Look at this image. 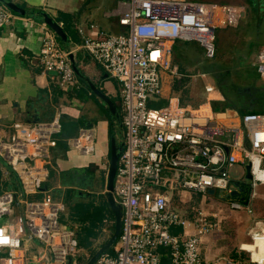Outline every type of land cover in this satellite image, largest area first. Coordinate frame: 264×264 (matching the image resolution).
<instances>
[{"label": "built area", "instance_id": "2783aa9c", "mask_svg": "<svg viewBox=\"0 0 264 264\" xmlns=\"http://www.w3.org/2000/svg\"><path fill=\"white\" fill-rule=\"evenodd\" d=\"M122 31H100L87 35L78 29L80 47L120 85L124 146L114 179V196L122 208V227L113 252H104L95 264H209L199 249L201 235L213 228L206 214L194 221L197 233L175 232L190 223L172 202L173 192L215 194L228 199L231 208L247 209L258 185H264V111L241 114L231 108L215 109L223 101L213 84L204 87L205 100L183 105L178 96L151 106L163 94V74L180 78L173 66L174 45L196 41L208 58L216 55L217 30L228 19L240 17L235 8L204 0H119L115 10ZM15 14L0 4V30L12 23ZM235 24V23H234ZM38 62L42 71L61 90L79 88L69 59L70 51L55 33L43 25ZM254 66L264 80V46ZM18 128L10 140H0V157L18 176L24 193H36L47 179L46 163L62 130L59 117ZM82 155L96 152L94 126H84L69 139ZM44 163V164H42ZM250 165L252 178L236 182L231 168ZM49 167V166H48ZM107 176L109 163L103 162ZM245 183L248 197L237 190ZM12 202L24 205L23 218L30 238L41 240L47 255L37 260L47 264H76V233L61 221L65 205L47 196L41 200L19 199L14 193L0 196V218L10 214ZM10 264H28L22 238L12 224L0 225V253ZM36 257V256H35ZM226 264H234L226 260Z\"/></svg>", "mask_w": 264, "mask_h": 264}, {"label": "crops", "instance_id": "0c3cea01", "mask_svg": "<svg viewBox=\"0 0 264 264\" xmlns=\"http://www.w3.org/2000/svg\"><path fill=\"white\" fill-rule=\"evenodd\" d=\"M12 1L29 10L44 11L54 18L60 12L71 14L75 28L83 29L87 35L98 34L100 31L118 34L122 31L115 15L119 0ZM211 2L226 4V2ZM241 8L240 20L238 24L234 25L239 28V41L243 38L250 45L254 41L253 39H257L260 44L259 48L256 49L257 53L254 54L252 51H250L251 53H242V62L254 66L256 57L264 46V0H245ZM43 25L46 24L40 20L16 13L12 23L0 30V140L13 139L18 133L16 124L24 127L25 124H35V122L31 123L32 121L42 122L57 117L61 119L62 114L74 118L81 116L83 106L79 102H74L75 105H66L63 102L56 105L53 101L58 86L42 71L38 62ZM71 44L76 62L82 72L112 100L115 97L120 98L119 83L94 61L87 50L80 47L81 43ZM186 45L188 44L182 41L174 45V48L177 47L179 54L181 53L186 61L182 62L178 57L179 54H175L174 50L173 66L181 74V77L163 74V94L160 97L163 101L162 104L166 103L169 97L178 96L183 105L197 106L205 100L204 87L206 84H213L218 87L214 74L211 70H207V65L196 63L197 71H193L194 63L187 60L189 56ZM77 78L78 81L81 80L79 77ZM81 81L87 85L85 81ZM77 100L80 101V99ZM94 127L97 138L96 152L91 155H82L71 148L69 143L67 150H62L57 145L54 146L51 149L50 162L42 163L45 168H49L47 179L42 184V187L46 189L36 193H25L24 198L21 197L16 174L0 157V178L2 181L0 196L10 191L18 196V200H41L50 196L53 199L58 198L57 200L65 205L64 201L66 199L69 201V196L71 200L77 202L78 198L80 199L83 195L89 194L88 196L91 197L92 192H97V195L102 196L100 203L107 201L105 195L107 176L102 167L103 162L108 161L109 163V122L106 119H99L95 121ZM93 166L94 169L92 170ZM92 177L97 181L94 182L97 187H91L89 180L93 179ZM54 194L58 195L57 198H54ZM257 200L264 201V185H258L251 195L249 204L250 207L252 205V211L242 209L244 212L235 214V222L231 226L234 230L229 235L224 234L225 240L217 238L212 233L218 224V220L215 219L217 213L211 214L208 211H200L206 214L208 222L213 226L212 229L201 235L199 244L201 256L209 264H226V260H232L234 264H264V218L257 219L256 215L259 213L253 214ZM65 208L60 221L64 226H70L76 233L78 250L82 251L96 243L100 247L109 238L114 219L111 218V214L108 215L105 212V225L94 237L90 238L91 243L89 245H80L83 233H85L84 219L75 220V216H72V207L67 210ZM10 211V214L0 218V225L12 224L22 238L23 246L26 249L23 255L29 258L28 264H40L37 256L40 254L47 255V252L41 240L29 237L23 222L24 205L12 202ZM179 213L190 225L185 229L179 226L175 231L178 233L186 231L188 234L197 233V228L194 225L197 218H192V215L187 218L188 212L186 211L187 214H184L183 211H179ZM73 222L81 226L84 232L82 233V230L78 229L79 226L77 227ZM105 235L108 237L105 238ZM71 262H76L74 257ZM0 264H10L5 251L0 253Z\"/></svg>", "mask_w": 264, "mask_h": 264}, {"label": "trees", "instance_id": "16d2710c", "mask_svg": "<svg viewBox=\"0 0 264 264\" xmlns=\"http://www.w3.org/2000/svg\"><path fill=\"white\" fill-rule=\"evenodd\" d=\"M207 1L221 2L220 0H207ZM55 19L58 22L62 23V26L64 27L65 31L68 33V36L70 37L71 43H75V44L81 43V36L78 32V29H76L74 26V22L72 20L71 14L60 12L55 17ZM231 27H232L231 33L239 35L240 33V32L238 33L239 28L237 26H231ZM233 43L234 42L229 41L228 43L229 47ZM250 51H252L251 44L248 45V43L245 42L244 39L242 38L238 42V47L232 52L233 58L231 59V61L230 60L226 61L221 59L222 58L221 55L224 53V51L219 50V46H218L216 56L212 60H210V62L207 64L206 66L207 70H211L213 72L218 87L224 96L223 101L215 102L213 104L215 109L234 108L241 114L264 111V88H262L261 85L257 84L259 75L256 71V68L250 63L243 64L242 62V58H243L242 53L244 52L251 53ZM79 82H80L79 88H72L64 91L58 87L55 90V95L53 97L54 103L56 105H60V103L63 102V104L71 105L73 104L74 100L81 99L83 96L84 98L92 99L94 100L95 103H97V105L99 106L97 107L99 116L95 118L92 117L91 119H89L87 117V114H83L79 118H74L62 114L60 119L62 124V130L60 134L57 136V146L62 150L68 149L69 139L76 136L78 134L79 129L81 127H84L86 122L90 120L97 121L99 119H106L109 122V133L110 134L115 133L117 130L115 118L110 117V113L107 106L103 102L99 101V99L94 95V93L90 91V88L85 83H83L81 80H79ZM113 101L122 115L120 98L115 97L113 98ZM162 103L163 101L159 98L158 99L152 98L150 101L151 106H159L162 105ZM1 183L2 181L0 178V186ZM240 185L245 186L246 184L242 182L240 183ZM247 191L248 190L246 189L243 193V195H245L246 198L248 197ZM54 196H55L54 198H57L58 195L54 194ZM237 197H239V195H231V198L233 199ZM68 198L70 199V196ZM64 202H66L67 204L68 202L67 199ZM103 204H104V208L106 209L105 211L108 213V215L111 214V218L114 219L112 211L109 208L108 202L105 200ZM173 207L176 210L180 211V209L176 207L175 204L173 205ZM259 208L260 209H258V207L256 209L255 208L253 209V214L259 213L256 215L257 219L264 218V206ZM72 210H73V216H75L74 217L75 220L76 219L83 220L80 219L76 211L74 212V207L72 208ZM90 243H91L90 241L86 242L85 239L82 238V242H80V245L87 246ZM109 252H113V249H110ZM76 262L78 263V261Z\"/></svg>", "mask_w": 264, "mask_h": 264}, {"label": "rangeland", "instance_id": "374dc122", "mask_svg": "<svg viewBox=\"0 0 264 264\" xmlns=\"http://www.w3.org/2000/svg\"><path fill=\"white\" fill-rule=\"evenodd\" d=\"M220 1L226 2V4H223V5L230 7V8H235L238 10V12L241 13V9H242L241 7H242V4H244L245 0H220ZM239 20H240V17L237 18V20L228 19L226 24L217 30L216 47H217V50L219 46V50L224 51V53L221 55L222 56L221 59L223 60L231 61V59L233 58L232 52L238 47V43L237 44L233 43L230 46L231 47L230 48L228 43L231 40L233 42L239 41L238 35L231 33L232 31L231 26L238 24ZM253 40L254 41L251 43V47H252V53L255 54L257 53L256 49L259 48L260 44L258 43L259 40L257 39H253ZM185 43L188 44L186 45V48H188L187 50H188V56H189V59L187 60L190 63H194V67L192 68L194 72L197 71L196 63L203 64L205 66L210 62V60H212L206 57L203 48L198 42L186 41ZM174 50H175V54H179L177 47L173 49V54H174ZM178 57L182 62L186 61L183 58V55L181 53L179 54ZM258 81L259 83L257 84L261 85V87L264 88V80H262L259 77ZM108 90L109 88L107 89V91ZM193 93H194V90H193ZM74 102H77V103L79 102L80 105L83 106L81 115L87 114V117L89 119H91L92 117L95 118L99 116V112L97 111V107L99 106L97 105V103L94 102V100L89 99V98H84L82 96L80 101L74 100L73 105L76 104V103L74 104ZM91 169L93 170L94 166ZM230 173H231L232 178H234L236 182H240L243 179L246 180L245 179V167L243 165H237L231 168ZM103 180L105 181L104 178ZM88 195H83V197H81L80 199L78 198L77 202L71 199H69L67 204L65 202V207H66L65 210L69 209L70 207L72 208L74 207V212L76 211L80 219H84L83 222H85V225H84L85 233H83L84 231L82 230L81 226H79L78 224H75V222L73 223L77 227L79 226L78 229L80 231L82 230L81 232L83 233V239H85L86 242L89 241L91 237H94L99 232L101 227L105 225L106 223L105 222V218H106L105 210L106 209L104 208V204L100 203L102 196L97 195V192H92L91 197ZM172 202L175 204L176 207L180 209L181 212L183 211L184 214H185V211L188 212L187 218L191 217V215H192V218H198L200 211H208L211 214L217 213V218L215 219L218 220L217 221L218 224L212 233L215 234L217 238L219 239L223 238L224 240L226 239V236L223 237L224 234L229 235L234 230V228L231 226H232V223L235 222V214L237 212L239 213L244 212L242 209L231 208L228 199H224L222 195L218 196L217 194H209V193L203 194V193H196V192H190V191L178 192L177 190H175L173 192ZM262 206H264V201L257 200L256 208L258 207V209H260L259 207H262ZM107 237L108 236L105 235V238ZM98 247L99 246L96 243L95 245L91 244L89 248L84 249L82 251L78 250L74 256L75 261H78L77 264H86L89 257L98 249Z\"/></svg>", "mask_w": 264, "mask_h": 264}, {"label": "water", "instance_id": "95a60500", "mask_svg": "<svg viewBox=\"0 0 264 264\" xmlns=\"http://www.w3.org/2000/svg\"><path fill=\"white\" fill-rule=\"evenodd\" d=\"M0 4L9 9L10 11L23 15V16H30L34 19L40 20L44 22L57 36V38L60 40V44L62 47L70 51L69 53V59L71 61V64L73 66L74 72L77 77H79L81 80L85 81L87 85L89 86L92 93L95 94V96L100 100V102H103L110 113L111 118H115V123L117 125V130L115 133L110 134V152H109V168H108V174L106 178V185H105V195L106 199L109 205V208L112 211V214L114 216V225L111 228L110 236L109 238L98 247V249L89 257L86 264H95L97 258L104 252L109 251L113 245L116 243L122 227V208L117 203L115 196H114V179L115 174L117 170V164L119 156L123 150L124 146V131H123V123H122V115L114 103V101L105 93L103 92L99 87L94 84L91 79L86 76L84 72L80 69L76 62L75 53L71 49V40L68 36V33L65 31L62 24H60L54 17L49 15L48 13L41 11V10H29L27 8H24L17 4L16 2L12 0H0ZM64 45V46H63ZM38 122V121H32ZM26 127H30L32 124H25ZM24 125V126H25ZM95 121H88L86 122L85 126H94ZM10 170L11 167L8 166ZM15 173V172H14ZM17 181L19 182V191L21 193V197L24 198L25 193L22 189L21 182L17 175H15ZM252 178L251 172H250V165L246 166V175L245 179L250 180ZM238 189L234 190L232 192V195H240L241 192L244 191V187L240 185V183H236ZM46 188L42 187L40 191H44ZM209 194H215L213 189H210L208 191ZM23 222L24 218H23ZM68 229H71L70 226H66ZM36 239V238H35Z\"/></svg>", "mask_w": 264, "mask_h": 264}, {"label": "flooded vegetation", "instance_id": "af4514ba", "mask_svg": "<svg viewBox=\"0 0 264 264\" xmlns=\"http://www.w3.org/2000/svg\"><path fill=\"white\" fill-rule=\"evenodd\" d=\"M90 121H92V120H90ZM92 178H93V177H92ZM94 179H95V178L89 180V183H90L91 187H92V186L95 187V186L97 185V184L95 185L94 182H95L96 180H94ZM96 182H97V181H96ZM96 187H97V186H96Z\"/></svg>", "mask_w": 264, "mask_h": 264}]
</instances>
